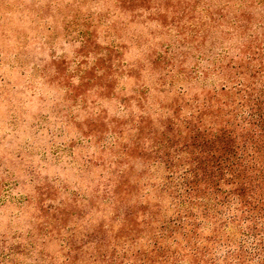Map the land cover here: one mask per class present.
I'll use <instances>...</instances> for the list:
<instances>
[{
	"label": "rangeland",
	"instance_id": "374dc122",
	"mask_svg": "<svg viewBox=\"0 0 264 264\" xmlns=\"http://www.w3.org/2000/svg\"><path fill=\"white\" fill-rule=\"evenodd\" d=\"M243 25L264 49V0H0V264L98 256L120 175L155 200L164 125L222 87Z\"/></svg>",
	"mask_w": 264,
	"mask_h": 264
},
{
	"label": "trees",
	"instance_id": "16d2710c",
	"mask_svg": "<svg viewBox=\"0 0 264 264\" xmlns=\"http://www.w3.org/2000/svg\"><path fill=\"white\" fill-rule=\"evenodd\" d=\"M248 31L237 30V62L217 69L222 87L164 125L176 130L160 143L167 174L152 189L156 199L132 203L131 178L118 176L111 204L120 234L96 239L98 256L71 247L68 264H264V49ZM142 236L146 250L121 256V238Z\"/></svg>",
	"mask_w": 264,
	"mask_h": 264
}]
</instances>
